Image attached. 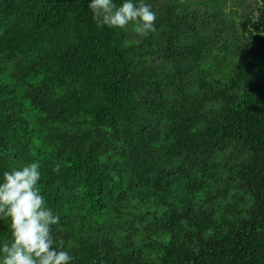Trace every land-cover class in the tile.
Masks as SVG:
<instances>
[{"label":"trees","instance_id":"obj_1","mask_svg":"<svg viewBox=\"0 0 264 264\" xmlns=\"http://www.w3.org/2000/svg\"><path fill=\"white\" fill-rule=\"evenodd\" d=\"M88 3L0 0V179L40 164L73 264H264V0Z\"/></svg>","mask_w":264,"mask_h":264},{"label":"clouds","instance_id":"obj_2","mask_svg":"<svg viewBox=\"0 0 264 264\" xmlns=\"http://www.w3.org/2000/svg\"><path fill=\"white\" fill-rule=\"evenodd\" d=\"M93 20L100 27L125 29L137 34L155 32L157 14L147 0H89ZM59 166L54 169L59 172ZM38 162L5 171L0 179V222L9 220L11 240L0 242V264H73L74 257L54 236L61 217L48 206L40 191Z\"/></svg>","mask_w":264,"mask_h":264},{"label":"rangeland","instance_id":"obj_3","mask_svg":"<svg viewBox=\"0 0 264 264\" xmlns=\"http://www.w3.org/2000/svg\"><path fill=\"white\" fill-rule=\"evenodd\" d=\"M248 1H250V0H248Z\"/></svg>","mask_w":264,"mask_h":264}]
</instances>
